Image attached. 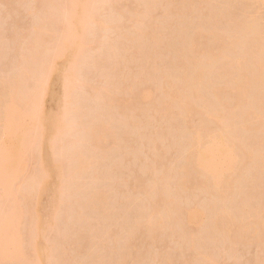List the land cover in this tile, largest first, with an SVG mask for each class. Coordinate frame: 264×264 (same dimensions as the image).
Segmentation results:
<instances>
[{"label":"rangeland","instance_id":"1","mask_svg":"<svg viewBox=\"0 0 264 264\" xmlns=\"http://www.w3.org/2000/svg\"><path fill=\"white\" fill-rule=\"evenodd\" d=\"M49 1L0 0V48H2L0 50V53L2 52V56L0 54V119L3 117L4 108H7L6 105L9 109L12 108L11 111L8 110L9 112H12L14 108L17 109L18 106L20 108L23 106L12 103L14 106L12 107L10 103L7 104L10 97L18 95L17 98L20 96L19 99H21L23 95L27 100L24 102L29 101L27 98L30 92L26 90H34L33 87L29 88L32 86L33 79L36 83L39 82L37 77L34 78L37 76L35 66L43 67L42 72H40L41 69L39 71L43 76H38H42L41 79L44 80L46 75L47 81L44 82L45 88L42 90L41 98L39 97L40 101L37 102L39 106L35 108L37 114L33 116V119H20L19 122L24 123L23 125L28 130L34 126L35 129H33L37 132L42 131L36 130L35 126L39 127L43 124L44 135L47 138L41 141L39 135L34 134L39 137H37L39 140L36 138L39 148L37 147L38 142H34V139L30 137L29 139L33 140L31 143H37L36 147H33L38 150L26 151L24 155L26 157L29 155V158L36 157L33 159L36 160L38 167L40 165L39 172H42L41 163L47 171L50 163L55 162L59 165L61 163L60 166L63 169L69 168L70 174L73 172V177L70 174L68 176L75 177L71 180L65 178V183L59 186L61 174H64L60 167L59 173L52 174L50 171L46 177L44 190L39 194H37L36 189L38 188L35 182L36 184L33 185L36 189L31 188L36 191L35 195H30L33 192L31 190L25 196H30V198H25L23 195L26 201L33 197L31 202L27 201L30 202L29 207L26 205L28 203L23 204V207L26 205L28 209L33 208L31 209L33 214L39 217L40 230L37 242L40 246L41 264L119 263L121 258L119 254L122 255L124 252L122 249L125 246L124 241L126 243V235L130 230L134 231V224L139 223L137 219L139 217L140 222L143 218L150 226L144 225V228H141V230L144 229L141 234L138 229L137 232L134 231L137 237L132 235L134 239H132L133 243L129 250L130 259L127 257L126 264H206L208 256L214 258L217 264H264V242H259V244L251 238V241L245 243L237 242L238 245H229L230 251L228 245L224 243L225 241L228 243L227 239L224 241L221 237L222 233L219 235L221 240L218 235L216 236L220 233L218 230L211 234L209 229L213 224V218L217 216L215 214L226 212V210H228L227 213L231 212L232 215H236L234 217L236 219L251 212L246 217L248 220L264 221V209L262 208L264 205V178L262 177L264 172L262 173L258 164L249 162L248 158H241L240 152L242 147L248 151L260 145L264 149V104L260 111L252 113L244 107H236L238 96L234 95L231 99V112L227 116L226 125L221 128L227 139L226 144L234 146L233 149L230 148L231 169L227 170V166L224 165L216 169L218 178L223 179L233 172L231 183H229L230 189L226 190L228 183L223 182V187L205 190L199 185L191 184L190 187L183 188L181 184L186 177L182 169L188 155L189 135L197 131L199 141L201 145H204L206 141L212 139L214 133L218 132L219 126L214 122L211 123L207 116L203 117L197 112L182 114L178 97L188 95L189 99L196 94L195 101L192 100L195 96L191 98L193 105L202 108L205 104L209 109L216 108V104L211 101L210 89L207 88L209 85L205 83L209 79L210 83L224 84L225 82L227 85L231 78L229 72L231 69L224 58H221L223 62L217 60L208 65V56L202 52L209 44L213 55L219 56L226 53L231 44L228 34L230 35L235 19L240 17L252 24L254 30L244 34L242 43L237 46L236 51L249 54L258 51L259 48L264 49V0H231L228 4H226L227 0H83L87 11L86 18L83 19L86 22L81 26L76 25L73 36L77 39L75 41L73 39L72 45H69L70 47L66 48L60 57L53 58V61L49 60V56L56 51L57 46L50 36L52 27L57 21L53 20L55 24L52 25V30H49L50 27L46 28L50 22L48 20L56 14L64 15L62 11L64 6H70L68 10L73 9L76 6L74 2L76 0L72 2L70 0ZM79 11L80 8L77 6L75 17L77 16L78 20L81 18L82 10ZM217 11H221L222 15L218 16ZM57 17L56 20L60 18ZM39 26L46 29L42 28V31ZM198 28L204 30L203 35L205 36L202 37L200 43L194 46L189 56L191 62H195L196 66L203 70L204 80L200 83L196 80L185 81L192 73L191 62L186 64L187 67L186 65L181 67L179 62H176L178 60L176 51L188 46L189 40ZM38 29L42 31V36L44 33L45 40L41 45L47 48V50L37 48L42 50L39 51L40 53L37 49H31ZM40 34L38 35L41 36ZM150 35H153L157 42H152ZM221 35L225 37L222 42L219 43L217 40L215 42V38ZM73 42L79 44L75 45ZM75 50L81 51L78 54L82 53L81 56L79 54L81 58L78 63L76 62L78 59L73 60ZM49 64L53 65L50 73L46 72ZM70 64L73 67L76 66L75 64L77 66L71 69ZM222 65L226 76L221 79L214 68L217 69ZM26 68H28L27 71H31L29 74L35 76L28 75ZM205 68H208L207 71ZM22 70L25 71V76H22L24 74ZM17 73L23 78L19 75L17 77ZM64 75L66 77H63ZM10 78H19L16 87L12 85L11 89L8 81ZM63 82L68 83L69 91L66 94L63 90V85H65ZM23 92L28 96H25ZM262 94L263 91L260 95ZM198 95L202 99L197 98ZM262 99L264 100L263 97ZM25 103L22 101L20 104ZM72 103L76 105V108L74 106L75 109L69 110L73 108ZM250 113L251 118L256 119L258 127L252 128L254 130L240 128L239 121ZM96 125L102 130L105 139L101 140L102 143H99L98 147L94 142L91 143L94 136L90 138L89 135H92L93 131L88 134L91 128H94L95 132L96 130L101 132L94 127ZM2 126L4 125L1 123L0 150L2 147L18 145L19 137L15 133V128L12 130L9 128V131L5 133ZM200 127H205V129H200ZM29 139L28 143H30ZM49 141L52 145L55 144L57 151L51 148ZM28 143L27 145L30 146L35 145ZM75 148L78 149L79 154H76L77 159H73ZM28 150H31L30 147ZM39 150L40 152L36 154ZM52 150L53 153H51ZM55 152L56 155H54ZM33 159L29 160L28 157L22 159L19 173L21 176L19 175L18 179L14 180L12 186L16 191H12L15 196L17 191L18 196L19 193H26V189L28 192L30 184L27 182L30 180L32 182L33 179L36 180L39 177L35 170L33 174L37 173V178H34L36 175L30 174L34 167ZM29 175L31 178L34 177L26 181ZM193 176L194 172L190 170L189 178H187L190 180ZM63 178L60 180L62 181ZM24 182L27 185H24ZM76 183H80V186ZM63 184L67 189L63 187ZM34 186L30 185V187ZM1 191L0 186V197L2 196ZM60 191L62 195L58 193ZM158 194L168 195V197L170 195L169 198L175 200L172 205L175 206L178 203L179 207L176 209L179 213L175 212L176 210L169 212L170 206L165 212L162 206L153 205ZM59 195L63 203L58 198ZM91 196L92 201L89 200ZM16 198L19 201L17 196ZM72 198L77 203L73 202L76 206L83 200L90 202L87 205L90 210L83 205L84 201L83 204L78 205L79 207L83 205L80 207L82 211L78 209V206L74 207L76 209L70 208L74 206H71ZM78 198L81 200L77 201ZM19 199L22 200L20 197ZM1 200L3 199H0V203ZM34 202L35 204L32 205L31 203ZM60 202L61 204H58ZM241 203H247L245 210L248 208V212H242ZM66 209L76 211H70L72 214L66 215ZM181 210L183 213L180 212ZM185 211L196 215L187 222L184 216L187 214ZM76 212L86 216L81 220L82 224L85 223L84 219L87 217L88 222L86 220L84 225L79 224L80 219L76 218ZM108 213L112 214V217ZM26 214L25 217L17 219L19 223L17 226L20 227V231L25 232V234L21 232L22 236L29 238V235H26L29 232L26 230L31 225V218L28 214L29 220H26ZM105 214L106 218L103 216ZM182 214L184 222L181 220ZM108 215L112 220L110 217L107 219ZM166 215L170 217L169 222ZM175 218L178 219L175 220ZM27 221H29L28 226ZM72 223L75 228L79 224L80 229L78 226L77 230L79 229L81 233L74 228ZM152 232L155 233L156 239L152 238ZM213 234L217 240L214 236L211 237ZM24 237L22 239L25 242ZM56 239V243H59L58 248L62 244L61 248L65 247V249H58V253L55 252L54 255L50 253V250L53 244L57 245ZM24 247L25 251L28 250V255H26L28 260L34 259L32 247L28 245ZM27 247H31V250ZM55 248L52 252L57 251ZM61 255L66 259L63 260ZM58 256L62 259L58 260ZM14 263L16 264V261L8 257L0 258V264Z\"/></svg>","mask_w":264,"mask_h":264},{"label":"bare ground","instance_id":"2","mask_svg":"<svg viewBox=\"0 0 264 264\" xmlns=\"http://www.w3.org/2000/svg\"><path fill=\"white\" fill-rule=\"evenodd\" d=\"M70 1L72 2L73 0H70ZM77 1L78 0L74 1L75 4H76V6L73 9H70L71 11L68 10L70 6L69 7H65L64 6V7H62V8H64V10L61 9L63 11V14L64 15H62V14L57 15L56 14V15H53L52 16V19L49 18V20H48L50 22H48L49 25L46 28L48 29L50 27L49 30H52L53 29L52 30V34H51L50 37L53 40H55V42H56L55 43V46H57L56 47V51L49 56V60H51V61H53L52 60L53 58L55 59V58L60 57L62 55L63 51L66 50V48H69L70 47L69 45H72L73 39H74V41H75V39H77V37H74L73 36L74 35V32H75V29H76V25L81 26V25H83L84 22H86L84 20L86 18V14L85 13L87 12L86 11V6H84L85 3L82 0V4H83L82 5L81 4V0H79L78 3H77ZM230 1L231 0H227L226 1V4H228ZM49 2H51V1H49ZM77 6H79L80 11L82 10L81 12L79 11L81 13V15H80L81 18L79 17L80 18L79 20H78L77 16L75 17V15L77 13L76 12V7ZM59 10L60 9L58 7V11ZM58 11H57V13H58ZM217 12L219 14L218 16H221L222 15L221 11H217ZM80 13H78V14H80ZM84 15H85V17H84ZM57 16H59L60 18L62 17L63 19L62 18L61 19L59 18L58 19L59 21H58V20L55 19ZM53 17H54V19H53ZM53 20L55 22L57 21L56 24H55V22H53ZM81 20H83V21H81ZM53 24H55L54 27H52ZM40 26H42V25H40ZM51 27H52V29H51ZM42 28H41L42 31H43V29H46V28H43V29ZM77 28H80V27H77ZM251 30H254L252 24L246 22L243 17L237 18V19H235V23H234V26H233V28H232V30L230 32V35L228 34V36L231 38V44H230L229 50L226 53H223V54H221L219 56L213 55L212 52H210V51H212V49L209 48L210 47L209 44H207L206 48L203 50L204 52H202L203 54H207V56H208V58H207L208 65L211 64V63H213V62H217V60H220L219 62H223V60L221 58H224V59H226V61L228 63L227 66L230 67V69H231L229 71L230 74H231V78H230V81H229V83L227 85H225L226 84L225 82H224V84L223 83L222 84H218V83L217 84L216 83L214 84L212 82L210 83V82H208V81H211L209 79L205 83V84L209 85V87H210V88L209 87H207V88L210 89V92L209 93L211 94V97H212V100L211 101L216 104V108L209 109L207 107V105H205V104L203 105L202 108L196 107L195 104L193 105L192 104V100L193 101L196 100V96H195L196 94L195 93H194L195 95L192 94V95L195 96V98L193 96V97H190L188 99V97H189L188 95H187V97H186V95L185 96H178L179 97V100H180V104H181L180 108H182V114H186V113L189 114L191 112H197L199 115H202L203 117H206L207 116V119H209L211 121V123L214 122V123L217 124V126H219L218 132L214 133V136L212 137V139L209 140V141H206L204 143V145H201V143L199 141V136L197 134V131H195V134L189 135V141H188L189 144L187 143L188 144V148H189L188 149V153H187L188 155H187V157L185 159V162H184L185 165H183V169L181 167L182 171L185 172V176H186L183 179V181H182L183 183H181V184H183L182 185L183 188L184 187L188 188V187H190L191 184H194V185L202 186L201 188H203L205 190H207V189H211L212 190V188L215 189V188H218V187H223V182H225V183H228V185H226V190H229L230 189L229 183H231V180H232L231 174L233 172L231 174L229 173L230 175H227L223 179L220 176H219L220 178H218V173L216 171L217 168L222 167L223 165L224 166H227V170L231 169V163H232V160L231 159L232 158H231V150H230V148L233 149L234 146H230L229 145L230 146L229 147L226 144L227 143V141H226L227 139L225 138V135H223V132L221 131V128H223L226 125L225 122H226V120H228L227 116L231 112L230 101L234 97V95L238 96L236 107L237 108H243L244 107V109L249 110V112L251 111L252 113L254 111H260L261 110V106L264 104V100L262 99V97L264 98V49L263 48H259L258 51H255V52H252V53H249V54H246V53H243L242 54V53L236 51L237 46L242 43V39H243L244 34L248 33ZM42 31H40L38 29V32L36 33L37 35L34 36V38L36 37V39H33L34 42H33V47H31V49L36 50L37 48L40 47V49L44 48V50H45L46 47L45 46L42 47V45L44 44V40H45L43 38L44 37V33H43V36H42ZM38 34H40L41 36H39ZM203 34H204V30L202 28H198L195 31L194 36L189 40L188 46H186L183 49H180V50H177L176 51L177 52L176 53L177 58L176 57L175 58L178 59L176 62H179V65L181 67H185V65L187 63H190L192 61L191 60V57L189 56V53L194 50V46L197 43H200V40L202 39V37L205 36ZM149 37H151L152 42H154V43H155V41L157 42V39L153 35H150ZM224 38H225L224 35H221V36H219V38H215V42L217 40V42L221 43ZM48 39L50 40V38H48ZM42 41H43V44H42ZM74 43L75 42H73V44ZM76 43L79 44L78 42H76ZM76 43H75V45H76ZM40 49L39 50L37 49V51L39 52V51H42L43 50V49L42 50H40ZM0 50H2V48H0ZM46 50H47V48H46ZM140 50H142V49H140ZM37 51H35V52H37ZM35 52H34V54H35ZM78 52H81V51H78ZM78 52L76 50L73 52V55H74L73 60L76 61L78 59L76 61L77 63H78V61H80L79 59L81 58L80 56L82 54V53H79L80 54V56H79ZM0 54L2 56V52ZM34 54H33V56H34ZM37 55H35V59H37L36 58ZM76 55H78V56L76 57ZM1 56H0V58H1ZM70 58H71V56H70ZM32 59H34V58H32ZM51 61H50V63H52ZM191 63L193 65L192 66V68H193L192 69V73H191V76L188 77V79L185 80V81H190V80L193 81V80H196L199 83L202 82L204 80L203 70H200L198 68V66H196V63L195 62H191ZM71 64L73 65L72 62H71ZM75 65L77 66V64H75ZM76 66H74V67L72 66L71 69H73V68L75 69ZM35 67H37V68H35V71H37V72H35V71H33V72H35V75H37V76H35L34 74H29V73H31V71H27L28 68H26V70H25L28 75H30V76H33L34 75L35 76L34 78L37 77L38 80H39V82L36 83L34 81V79H33L34 85L32 83L31 84L32 86H29V88L30 87L31 88L33 87V89H34L33 91H32V89L26 90V91H29L30 92V93L28 92L29 93L28 95H30V96L27 98V99H29V101L25 103L24 101L26 99H24L25 97L23 95L21 97V99L23 98V100L19 99L20 96L17 98L18 95L13 96V97H10L9 98V101L7 102V104L10 103L9 105H11L12 107H14L12 105V103L14 105L18 104V105H23V106L21 108L18 106V108H17L18 110L14 108V110H16V111L13 110L12 112H9V111H11L12 108L9 109L8 108L9 106L6 105L8 109L7 108H4V111L2 112L3 113V117H2V119H0V125H1V123L4 125V126H2V128L4 127L3 130H4L5 133L7 131L12 130L13 128H15V133L19 137L18 145H14L13 144L12 145L13 147H7V148L2 147L1 148L2 150H0V186L2 188V191H1L2 192L1 193L2 196L0 197V199H3V200H1V203H0L1 204L0 205V258L8 257L11 260H15L16 261V264H41V262H40V259H41L40 246H39V244L37 242L38 234H39V230H40V225H39V221H38L39 220V217H38V215L33 214V212H32L33 210H31L33 208H31V209L29 208L28 209L29 203L32 201L31 199L33 197H31V199H30L31 201L29 199H27V201L28 200L30 201V202H27L26 200L23 199V195L25 197L26 194L28 195V193H30L29 192L30 190L31 191L35 190L36 189V186H34V185L36 183H37V188H38V189H36V191H37V194H39L42 190H44V184L46 182V177H47V175H49L50 171L52 172V174L59 173L60 167H61L60 166L61 165L60 162H59L60 165L57 164V163H55V162H51L50 165L48 166L47 171H45V166L43 165V163H41L42 172L41 171L39 172L40 165L38 167L37 166L38 164H36L37 163L36 160L33 159L35 156L33 157V155L30 154V156H32L33 158H29V155H28L27 157H28L29 160H32V159L34 160L33 161L34 162V167L31 170L32 172L30 171L31 172L30 174L32 175L33 174V170H35L39 174V177L36 175L37 173H34L33 175L34 176L36 175V176L35 177L33 176V177L34 178H37L38 177V178L36 180L33 179L32 182H31V180L28 181V179H32L33 178V177L32 178L30 177L31 175L28 176L27 180L25 178V180L28 181L27 183L30 184L31 186H34V187H30V185H28V187L30 188V189L28 188V192H27V189H26V193L21 191L22 193H19V196L17 195V193H18V191H17L16 196L18 197V200H19V201H17V198L14 195V192H12V191H15V190H13V187L12 186H13L14 180L15 179H18V176L20 175L19 174L20 173V164L22 162V159L27 158L26 155H24V154L26 153V151L33 152V151H37L38 150L37 148L36 149L34 148V147H36V144L37 143H31V141L33 142V140H30L29 138L31 137V139H34V142L37 141V139L39 137H40L39 139L41 141H44L47 138L44 135L45 127H44L43 124H41V126H39V127L38 126H35L36 127V130L42 131V132H37V131H34V129H35L34 126H33L34 129L33 128H29L30 130H28L23 125L24 123L21 124L19 122L20 119L21 120H23L25 118H27V120L29 118L33 119V116H35V114H37V111H36L37 108H36V106H39L38 105L39 103H37V102L39 100V97L43 93L42 90H44V88H45L44 87V84H45L44 82L46 80V75L44 76L45 78L43 80V79H41V77L43 75L40 73V72H42L43 67L42 68H38V67H40V65L39 66L36 65ZM67 67H69V66L67 65ZM186 67H187V65H186ZM40 69H41V71H40ZM207 69L205 68L206 71H207ZM29 70H31V69L29 68ZM52 70H53V65L52 64L51 65L49 64V66L46 68V72L50 73ZM65 70H67V69H65ZM214 70L216 71V73L218 75L221 76V79L223 78V76H226L225 75L226 73H225V71L223 69V65L220 66V67H218L217 69L214 68ZM22 71H24V70H22ZM25 71L23 72L24 74L23 73H20V72L19 73L20 74H23L22 76H25L26 75ZM19 73H17V75H16L17 77H18V75L21 76ZM38 75L39 76L42 75V76L39 77ZM65 75L63 77H66ZM22 76H21V78H23ZM220 76H219V78H220ZM243 77H245L246 79L243 78ZM177 78H176V80L178 81L179 78L178 79ZM40 79L43 81L42 83L40 82ZM8 81L10 83V89H11V86L12 85H14L16 87V85L18 84L19 78H15V79L14 78H10V79H8ZM177 81H175V82H177ZM39 83H41V84L39 85ZM63 84H65V85H63ZM63 84H62L63 87H64L63 90L65 91V94H66L69 91L68 86H67L68 83L63 82ZM262 91H263V94L260 95L262 93ZM18 94H19V92H18ZM23 94H24V92H23ZM24 95L25 96H28L27 93L24 94ZM63 97H64V92H63ZM191 98H194V99L191 100ZM197 98L202 99V98L199 97V95L197 96ZM22 101L25 104H20ZM18 102H20V103H18ZM30 102L32 104H29ZM65 102L66 101H64V103ZM66 103H69L70 104V102H68V101ZM204 103H206V102H204ZM72 105H71V107H73V108H69V110H71V109L73 110V109L76 108V105L75 104L72 103ZM74 106H75V108H74ZM166 106L164 107V109L166 108ZM41 108H43V107H41ZM250 115H251V113L248 114V116L246 118H243V120H240L239 121V125L238 126L240 128H243V129H252L254 127H258V123H257L256 119L251 118ZM21 122H23V121H21ZM22 125L24 127H22ZM97 126L98 125H96L94 127H96V129H98V130H101L100 127H97ZM37 128H40V129H37ZM200 129H205V127H200ZM94 130H95L94 128H91L90 131L88 132V134L91 131H93L92 132V135H89V136H91L90 138H93V136H94V139H92L91 143L94 142V144H96L97 147H98L99 143L100 144L102 143L101 140H105V139L103 138L102 130H101V132L96 130V132H98L99 135ZM252 130H254V129H252ZM30 131H32V132H30ZM94 132L96 133V136L94 135L95 134ZM34 134L39 135V137L38 136H35ZM32 135H33V137H32ZM27 136H29V137H27ZM34 136H35V138H34ZM26 137H27V140H26ZM28 139L30 140V143L31 144H35V145H31V146L30 145H27ZM93 140H95V141H93ZM99 141H101V142H99ZM24 142H26V143H24ZM30 143H28V144H30ZM48 143L51 146V148L54 149V151H57V150H55L56 149L55 148L56 146H54L55 144L52 145L50 143V141ZM37 145H38L37 147L39 148V142H38ZM29 147H30L31 150H28ZM75 149L76 150L74 151L75 153H74L73 159H77L76 154L79 155L77 153L78 149L77 148H75ZM54 151L52 150L51 153H53ZM39 152H40V150L38 152H36V154L39 153ZM240 152H241V158H244V159L245 158H248L249 159V162L252 161L255 164H258L257 166L262 170V173L264 172V149H263V147L261 148L260 145L258 147L255 146L253 149H250L248 151L245 150L242 147L240 149ZM34 155H35V153H34ZM38 155H37V157H39ZM54 155H56V152H55ZM74 157H76V158H74ZM52 159L54 160V156L52 157ZM62 166H64V165H62ZM36 167H37V169H34ZM65 169H67V171ZM65 169H63V168L61 169V172L64 171V174L63 173L61 174L62 177L60 179H62L63 176H65V173H67V174H66V177H64L63 180H62L63 182L59 179V181L61 182L59 186H62V183H65V181H66L65 178H68V180L69 179L71 180V179H74L75 178V177L72 178L73 177V175H72L73 172L70 174L71 171H69V168L65 167ZM190 170H192L194 172V176L191 177L190 180H189L188 178H189V171ZM107 171H109V170H107ZM68 174H70V176H72V177L68 176ZM108 174H109V172H108ZM163 177H164V175H163ZM262 177L264 178V175ZM161 178H162V176H161ZM191 179H192V181H191ZM260 181H262V180H260ZM263 181H264V179H263ZM25 182L23 183L24 185L26 184ZM76 184H77V186H80L79 185L80 183H76ZM63 187L65 189H67V187L64 186V184H63ZM63 187H60V188H62L63 190H65ZM31 188H33V190ZM36 191H33L32 193H30V195L31 196L32 195H35V192ZM58 193L61 194L62 192L60 191ZM164 193H166V192H164ZM20 194H21V196H20ZM61 195H59L58 198L61 199L62 198V197H60ZM13 196H14V198H13ZM19 197L22 200H20ZM28 197L30 198V196H27L25 198H28ZM169 197H171V196L169 195ZM169 197H168V195H159L158 194V198L156 199V201L154 202L153 205L162 206L163 208H165V212H167V210L170 209L169 212L171 210H173V212H174V210H176L175 212H178L179 213V211H177V209L179 207L177 205L178 203L175 202L176 203L175 206H177V207L173 206L172 203L174 204L173 201H175V200L174 199L171 200ZM72 200H73V198H72ZM80 200L81 199L78 198L77 201H80ZM89 200L92 201V196H91V199H89ZM33 201H35V199ZM83 201H80L82 203L79 202L78 205L83 204L85 202L83 205L87 209H89V206H87V205H89L90 202L88 203L86 201H84V202ZM61 202L63 203L62 199H61ZM61 202L58 203V204H61ZM73 202H75V201L73 200L71 202L72 203L71 206L72 205H74V206L73 207H70V208H74V207L77 208V206H78V205L76 206L77 203L75 202L76 203L75 204ZM25 203H28V204H26L28 207L25 205L27 207L26 208V211H25V208H24L25 206L23 207V204H25ZM31 204L33 205V204H35V202L34 203H31ZM246 204H244V203L242 204V208L241 209L244 210V211L242 210V212H245V211L248 212L249 211L248 208H246V210H245V207H246L245 205ZM243 205H244V208H243ZM82 206H80V207H82ZM169 206H170V208H169ZM262 206H263L262 208L264 209V205H262ZM80 207L78 206V209H81ZM85 207H83V208L86 209ZM171 207L172 208L175 207V208L172 209ZM76 208H74V209H76ZM167 208H169V209H167ZM74 209H71V210L70 209H66L67 210L66 211L67 212L66 215H68V214L71 215L72 212L70 213V211H73ZM224 209L226 210V208H224ZM82 210L83 209H81V211ZM74 211H76V210H74ZM81 211H79V213ZM182 211L183 210H181L180 212L183 213ZM227 211L228 210H226V212H224V211L223 212H219V210H218L219 213L218 214H215L217 216H215L216 218H213L214 219L213 222H212L213 224L211 223L213 225V229H211L212 225H210L211 227L209 228L211 230V234H212L213 231H217V230L220 233L215 232V233H217L216 236L217 235L219 236L222 233L221 237H223V240L224 241H225V239H227L228 243L226 241L225 242L223 241V242L225 243V245L227 244L228 247H229V245H235V244H237V242H244L245 243L247 241H251L250 240L251 238L253 240L255 239L256 242H258V243L259 242L260 243H263L264 242V221H257L255 219H254V221L248 220L246 217L251 212H248V213L245 212L246 213V216H243L242 215L243 216L242 218L236 219V218H234V217H236V215H232L231 212L230 213L229 212L227 213ZM26 212L27 213L29 212L28 214H30V218H31L30 219L31 220L30 221L31 222L30 223L31 225L29 224L30 225L29 226V229L26 230V231L29 232V234H26V235H29V238H26V236L25 237L22 236V233L25 234V232H22L23 230L20 231V227L17 226L19 224L17 222V219H20V218L25 217L24 215L26 214ZM30 212H32V213H30ZM86 212L88 213V211H86ZM76 213H75V215H77V217L75 215H74V217L79 218L80 219V221H79L80 223L79 224H82L83 222L81 220H83V217H86V216H84L83 214H82L83 215L82 216V215L78 214V212H76ZM28 214H26L27 215L26 220H29V215ZM106 214L103 215L104 218H106L105 217V216H107ZM108 214H110V213H108ZM239 214H241V213L239 212ZM66 215H64V216L66 217ZM136 215H138V214H136ZM180 215L181 214H179V216ZM195 215L196 214H190V213H187L186 215L184 214V216L186 217V220H185L184 217H183V214H182L181 220L183 222H184V220L188 222L189 219L190 218H194ZM110 216L112 217V214H110ZM110 216L108 215V218L107 219H109ZM138 216H140V215H138ZM239 216L240 215H238V217ZM80 217H82V218H80ZM111 217H110V220H112ZM166 217H168L167 219L170 218L167 215H166ZM87 218L84 219V222L85 223H86V220H87V222L89 220ZM114 218H116V217H114ZM62 219L65 220L64 218H62ZM137 219H139V223L137 222V225L134 224V226H135L134 231H136L138 229V231H140V234H141L142 231L144 230V229L141 230V228H144L143 227L144 225L149 227L150 224H148L146 221H144L143 218H142L143 220L141 219V222H140V217L137 218ZM137 219H135V220H137ZM176 219H178V218H175V220ZM123 220H125V219H123ZM167 221L169 222L170 219L167 220ZM28 222L29 221L26 222L27 223V226H28ZM121 222L123 223V221H121ZM142 222H143V224H142ZM79 224L77 225V228H78ZM84 224H82V225H84ZM164 224H168V223L167 222L166 223L164 222ZM176 224H178V223H176ZM73 225H72V227H73ZM86 225H89V224H86ZM179 225H180V223H179ZM160 226H161V223H160ZM169 226H170V224H169ZM169 226H168V228H169ZM69 227H68V229L71 228V227L70 228ZM83 227L84 226H82V228ZM131 227H132L131 229H133V226H131ZM163 227H165V226H163ZM74 228H75V225H74ZM77 228H75V229L77 230ZM79 229H80V226H79ZM79 229L77 230L78 232L80 231ZM214 229H216V230H214ZM127 231H129V230H127ZM134 231L133 230L132 231L130 230V232L126 235L127 236L126 243L124 241V244H125L124 248L125 249L124 248H123L124 250L122 249V251H124V252H123L122 255L119 254L121 258H120L119 263L116 262V264H126L125 261L128 260L127 257L130 256L129 250H130V247H131V243H133L132 242L133 241L132 239H134V238H132V235H134ZM44 232H45V230H44ZM70 232L68 231L69 234H70ZM72 232H73V228H72ZM72 232H71V234H72ZM79 233H81V232H79ZM106 233L107 232H105V234ZM214 234L211 235V237L214 236ZM42 235L44 236V233ZM103 235H104V233H103ZM134 236L136 238L137 237V234L134 235ZM151 236H152L153 239H156V235H155L154 232H152ZM209 236L210 235H208V237ZM23 237L26 238V240L28 239L27 240V244H25L26 243V240L24 242V240L22 239ZM217 237H215L216 238L215 240H217ZM202 238H203V236H202ZM124 239H125V236H124ZM204 240H205V238H204ZM221 240H222V238H221ZM56 242H57V239L55 240V243ZM213 242H214V240H213ZM56 244L57 245L53 244V246H52L53 248L50 250V253L51 254H54L55 255V252L58 253V249H65V247L61 248L63 246L62 244L59 245L60 248H58V244L59 243H56ZM25 245L26 246L28 245V246H31L32 247V252L35 255L34 259L28 260L29 258L26 257V255H28V252H27L28 250L25 251V249H26L24 247ZM31 247H29V248L27 247V249L31 250ZM54 248L57 251L52 252V250ZM228 250L231 251L230 247L228 248ZM122 251H121V253H122ZM29 253L31 254L30 251H29ZM62 254H64V253H62ZM207 255H209L208 252H207ZM61 257H62V255H61ZM60 258H59V256L57 257L58 260ZM62 258H63V260L66 259L65 256H63ZM128 258L130 259V257H128ZM206 262H207L206 264H217L216 263V260L214 258H212L211 256H208Z\"/></svg>","mask_w":264,"mask_h":264}]
</instances>
